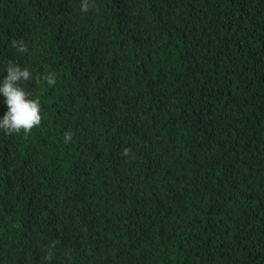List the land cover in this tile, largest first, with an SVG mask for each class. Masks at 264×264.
I'll return each mask as SVG.
<instances>
[{"label":"trees","instance_id":"1","mask_svg":"<svg viewBox=\"0 0 264 264\" xmlns=\"http://www.w3.org/2000/svg\"><path fill=\"white\" fill-rule=\"evenodd\" d=\"M81 3L0 0V264H264V0Z\"/></svg>","mask_w":264,"mask_h":264},{"label":"clouds","instance_id":"2","mask_svg":"<svg viewBox=\"0 0 264 264\" xmlns=\"http://www.w3.org/2000/svg\"><path fill=\"white\" fill-rule=\"evenodd\" d=\"M89 0H82L81 11H89ZM12 46L20 53L28 52V48L23 39L14 40ZM7 76L0 82V95L5 97V103L8 111L0 120V131L5 135H19L23 133L28 135L34 127H39L42 122L41 105L39 98L31 99L30 94L23 87L21 81L32 79L31 72L25 68L21 69L16 64L9 63L6 67ZM42 80L49 86H54L56 77L54 74H48L42 77ZM72 140L71 132L64 134V143H70ZM131 154L130 148H124L122 155L127 157ZM134 158V157H133ZM56 242L49 246L46 260L52 259V249L55 248Z\"/></svg>","mask_w":264,"mask_h":264}]
</instances>
